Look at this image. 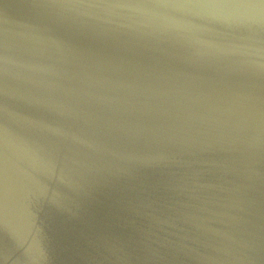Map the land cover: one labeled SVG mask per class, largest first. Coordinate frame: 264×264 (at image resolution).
Listing matches in <instances>:
<instances>
[{
  "label": "water",
  "instance_id": "1",
  "mask_svg": "<svg viewBox=\"0 0 264 264\" xmlns=\"http://www.w3.org/2000/svg\"><path fill=\"white\" fill-rule=\"evenodd\" d=\"M0 264H264V0H0Z\"/></svg>",
  "mask_w": 264,
  "mask_h": 264
}]
</instances>
